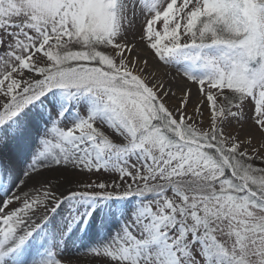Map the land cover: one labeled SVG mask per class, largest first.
<instances>
[{
	"label": "snow or ice",
	"instance_id": "6c2138e0",
	"mask_svg": "<svg viewBox=\"0 0 264 264\" xmlns=\"http://www.w3.org/2000/svg\"><path fill=\"white\" fill-rule=\"evenodd\" d=\"M255 161L264 0H0V264H264Z\"/></svg>",
	"mask_w": 264,
	"mask_h": 264
},
{
	"label": "bare ground",
	"instance_id": "6f19581e",
	"mask_svg": "<svg viewBox=\"0 0 264 264\" xmlns=\"http://www.w3.org/2000/svg\"><path fill=\"white\" fill-rule=\"evenodd\" d=\"M139 27V25H138ZM160 71L162 73H170V76H174L176 75V72L175 70H170V69H167V68H164V67H161L160 68ZM177 91V95L179 96V85L177 86V88L175 89ZM197 93H196V90H195V87H193V95H192V103L189 104V112L191 113L192 109H193V106L197 103L198 99H197ZM169 104L170 106H174L175 105V100H172V101H169ZM202 111H203V108H202Z\"/></svg>",
	"mask_w": 264,
	"mask_h": 264
},
{
	"label": "rangeland",
	"instance_id": "374dc122",
	"mask_svg": "<svg viewBox=\"0 0 264 264\" xmlns=\"http://www.w3.org/2000/svg\"><path fill=\"white\" fill-rule=\"evenodd\" d=\"M197 99L199 100V96L197 95ZM203 108V122H204V127H207L208 125V117H209V111H208V108H207V104L205 102V104L202 106ZM233 129H238V125L235 124V122H233ZM256 165L257 166H264V165H261L259 161H255Z\"/></svg>",
	"mask_w": 264,
	"mask_h": 264
}]
</instances>
